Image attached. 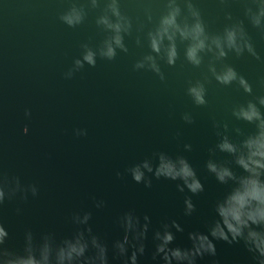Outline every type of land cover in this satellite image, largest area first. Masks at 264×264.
I'll return each instance as SVG.
<instances>
[{"label":"water","instance_id":"water-1","mask_svg":"<svg viewBox=\"0 0 264 264\" xmlns=\"http://www.w3.org/2000/svg\"><path fill=\"white\" fill-rule=\"evenodd\" d=\"M194 2L212 32L228 22L226 11L244 18L240 0ZM67 6L68 0H0V170L38 187L36 196L29 192L22 200L18 194L0 205V220L11 235L9 245L19 248L27 228L68 234L76 227L72 214L82 211L92 212L93 231L111 241L122 235L117 216L135 209L141 217H151L153 229L162 221L177 220L184 231L173 229V246L191 247L188 233L208 232V223L216 218L214 203L226 190L204 168L209 147L219 139L213 121L227 122L233 136L236 126L252 130L231 113L234 105L252 97L235 83L225 86L211 79L206 84L207 105L193 104L186 88L189 81L203 79L207 57L204 65L194 68L183 60V45L175 66L160 62L164 81L151 71L133 70L135 61L148 51L146 42L143 47L135 44V27L144 22L146 32L151 24L145 9L151 10L154 23L164 10L163 0H121L122 11L134 25L132 36L125 38L129 52H119L112 61L98 59L95 67L86 65L65 79L80 44L96 45L104 37L95 24L98 10L89 12L82 25L69 28L58 19ZM245 26L264 57V34L246 19ZM226 62L248 79L254 94H264V62L231 53ZM25 109L31 111L30 117ZM184 112L192 114L193 123L182 119ZM25 125L27 134L22 131ZM78 128L86 129L87 135L76 136ZM185 143L192 144V151L183 149ZM157 151L186 156L204 192H179L177 181L163 178H153L151 188L135 183L126 168ZM217 158L226 156L217 153ZM117 171L123 175L117 177ZM186 196H192L196 205L191 216L184 215ZM94 198L105 201V206L96 208ZM215 244L217 255L198 258L197 264H251L242 243ZM153 250L150 231L140 264H161L152 259ZM110 264L120 262L110 255Z\"/></svg>","mask_w":264,"mask_h":264},{"label":"clouds","instance_id":"clouds-1","mask_svg":"<svg viewBox=\"0 0 264 264\" xmlns=\"http://www.w3.org/2000/svg\"><path fill=\"white\" fill-rule=\"evenodd\" d=\"M226 4L228 0H219ZM243 6V19L225 12L228 21L221 30L209 31L202 12L194 0H163L164 10L153 23L150 9H145L147 22L151 27L145 32V23L136 25L135 44L148 51L133 64V70L151 71L161 81L166 79L161 61L175 66L180 59L179 46L183 45V60L194 68L205 64L207 72L203 79L189 81L186 94L196 106L207 105L206 84L214 79L221 85L236 84L251 99L232 107V116L252 126L245 131L239 126L230 134L227 122L213 121L216 136L214 146L209 147V156L204 163L207 173L218 184L226 186L224 193L214 203L216 218L208 223V232L188 233L191 247L173 246L175 232H183L181 224L173 220L162 221L159 228H152L148 214L142 217L135 209L119 214L116 224L122 235L109 241L105 235L93 231L90 224L91 211L74 212L71 222L75 229L68 234L58 236L53 231L36 233L31 228L23 232L19 248L9 245L10 232L0 220V264H110L111 260L120 264H140L145 256L147 241L151 231L154 250L152 259L161 264H197L198 258L205 255L215 257V241H224L229 245L241 244L250 256L251 264H264V94H254L252 84L237 69L226 62L229 54L242 57L245 54L257 61L264 57L257 52L246 26L245 19L261 34H264V0H240ZM98 10L95 24L104 33L103 39L96 45L89 42L80 44V54L64 72L65 79H72L85 66L95 67L98 59L115 60L119 52L128 53L125 38L133 34V20L121 8V0H68V6L60 12L58 19L69 28L82 25L89 12ZM143 34V36L140 35ZM25 116L31 111L25 109ZM182 119L191 124L194 118L190 112H184ZM27 134V125L22 129ZM76 136L87 135L86 129H75ZM183 149L192 151V144L185 143ZM217 153L226 158L218 159ZM137 184L151 188L153 178L177 181L179 192L187 189L192 195L204 192V184L188 158L183 154L175 156L165 151L153 152L150 157L132 164L125 170ZM123 174L116 172L117 177ZM38 194L35 184L24 185L18 176H10L0 170V205L12 200L19 194L27 200L28 193ZM95 200V198H94ZM105 201L95 200L96 208H103ZM184 215L191 216L196 211L192 196L184 199ZM20 209H17V213ZM213 264H219L213 261Z\"/></svg>","mask_w":264,"mask_h":264}]
</instances>
